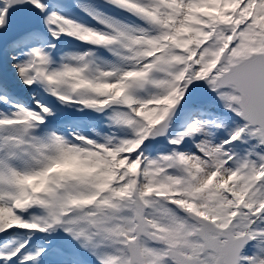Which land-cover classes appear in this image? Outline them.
<instances>
[{"label":"snow or ice","instance_id":"snow-or-ice-1","mask_svg":"<svg viewBox=\"0 0 264 264\" xmlns=\"http://www.w3.org/2000/svg\"><path fill=\"white\" fill-rule=\"evenodd\" d=\"M0 264H264V0H0Z\"/></svg>","mask_w":264,"mask_h":264}]
</instances>
